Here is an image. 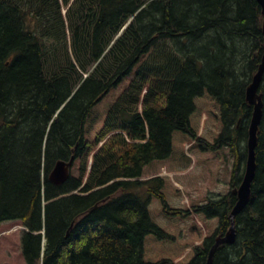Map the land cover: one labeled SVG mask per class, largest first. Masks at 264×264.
<instances>
[{"label": "trees", "instance_id": "16d2710c", "mask_svg": "<svg viewBox=\"0 0 264 264\" xmlns=\"http://www.w3.org/2000/svg\"><path fill=\"white\" fill-rule=\"evenodd\" d=\"M261 26L256 0H0V224L25 264H206L236 196L185 203L184 173L226 151L240 185ZM258 91L250 201L211 264H264Z\"/></svg>", "mask_w": 264, "mask_h": 264}, {"label": "rangeland", "instance_id": "374dc122", "mask_svg": "<svg viewBox=\"0 0 264 264\" xmlns=\"http://www.w3.org/2000/svg\"><path fill=\"white\" fill-rule=\"evenodd\" d=\"M257 70L258 66L256 71ZM238 73L240 74V71H238ZM252 77L253 75L251 76L250 82ZM105 104L106 102L101 106H105ZM209 131L210 130L206 129V132L203 133L207 134ZM246 147L247 145L244 143L245 153H247ZM192 153H195L193 156L194 159H192L190 168L184 173L186 181L185 186H182L185 203L189 202L192 198L200 199L209 194L211 198L225 196L226 193L230 191L232 192V190L236 188L234 187L232 189L231 186H228L233 159L226 151L224 153L221 152L219 158L214 157L212 154L202 157L197 156L198 154L196 155V152ZM152 175L153 174H150L149 172V174H145V178L143 179L150 178ZM169 175L173 180L174 177L171 174ZM177 204L179 205L180 202H177ZM23 231L24 227L18 221H8L0 224V264H25L20 244V238Z\"/></svg>", "mask_w": 264, "mask_h": 264}, {"label": "water", "instance_id": "95a60500", "mask_svg": "<svg viewBox=\"0 0 264 264\" xmlns=\"http://www.w3.org/2000/svg\"><path fill=\"white\" fill-rule=\"evenodd\" d=\"M256 1L260 6L261 19H262V34L264 39V0H256ZM263 68H264V60L262 65L259 67L258 72L254 75L252 82L247 88L246 102L253 107V114L249 128L248 155L245 166V172L239 188L234 190V194H236L237 197V203L233 207L229 215L231 219L230 228L228 229L224 237L216 238L215 243L213 244L210 250L209 258L206 264H211L212 255L219 245L234 243L235 241L234 218L236 215L242 212V210L246 207V205L250 201L251 184L256 169V160H255L256 157L255 147L257 142L256 134L260 124V119L262 117V107H263L261 94H258L257 90L260 84ZM71 165H72V159L69 160V162L67 163L63 161L57 162L49 176V180L54 184L64 183L66 179L69 177Z\"/></svg>", "mask_w": 264, "mask_h": 264}, {"label": "bare ground", "instance_id": "6f19581e", "mask_svg": "<svg viewBox=\"0 0 264 264\" xmlns=\"http://www.w3.org/2000/svg\"><path fill=\"white\" fill-rule=\"evenodd\" d=\"M119 1V0H118ZM124 1V0H123ZM257 2V1H256ZM114 4V3H113ZM131 4V3H130ZM119 5H120V3H119ZM142 5V4H141ZM111 6H112V4H111ZM133 7V6H132ZM260 7V6H259ZM129 8V7H128ZM109 9V8H108ZM116 9V8H115ZM114 9V10H115ZM254 9V8H253ZM117 10V9H116ZM129 10V9H128ZM251 10H252V8H251ZM120 11V10H119ZM253 12V11H252ZM247 13V12H246ZM252 14V13H251ZM255 14V13H254ZM260 14H261V12H260ZM244 17V16H243ZM249 20V19H248ZM247 20V21H248ZM262 20V19H261ZM246 23V22H245ZM257 23V22H256ZM128 25V24H127ZM126 25V26H127ZM255 25V24H254ZM243 30V29H242ZM255 30V29H254ZM261 31H262V26H261ZM249 32V31H248ZM259 32V31H258ZM260 34V33H259ZM254 36V35H253ZM262 36H263V34H262ZM252 37V36H251ZM257 37V36H256ZM254 41V40H253ZM153 43V42H152ZM254 47V46H253ZM259 47V46H258ZM164 50V49H163ZM162 50V51H163ZM232 50H233V48H232ZM256 52V51H255ZM262 52H263V55H262V59H261V63L259 64V66H258V70H259V67L262 65V63H263V60H264V39H263V44H262ZM166 54V53H165ZM167 55V54H166ZM253 55H255V54H253ZM164 56V55H163ZM169 56V55H168ZM182 59V58H181ZM160 60V59H159ZM176 60V59H175ZM183 60V59H182ZM194 61V60H193ZM165 62V61H164ZM188 62V61H187ZM161 63H163V62H161ZM167 65V64H166ZM186 66H188V65H186ZM244 67V66H243ZM188 69V68H187ZM258 70L254 73V75L258 72ZM254 75H253V77H254ZM263 75H264V68H263V72H262V76H261V80H260V84H261V81H262V78H263ZM253 77H252V79H253ZM251 82H252V80H251ZM250 82V83H251ZM250 83L248 84V86L250 85ZM260 84H259V87H260ZM248 86L246 87V91H245V101H246V93H247V88H248ZM215 87V86H214ZM224 87H226L225 85H224ZM231 87V86H230ZM259 87H258V89H259ZM215 89V88H214ZM263 90V89H262ZM226 91V90H225ZM232 91V90H231ZM229 93V92H228ZM232 93V92H231ZM257 93L258 94H261V97H262V93L261 92H259L258 90H257ZM209 96V95H208ZM263 98V97H262ZM247 103V102H246ZM248 104V103H247ZM249 105V104H248ZM262 111H263V107H262ZM252 114H253V107H252ZM235 115V114H234ZM262 115H263V112H262ZM263 117V116H262ZM262 117H261V119H260V122H261V120H262ZM251 119H252V115H251V118H250V122H249V127H248V137H247V139H246V145H247V147H246V149H247V153H246V161H247V155H248V140H249V128H250V124H251ZM260 125V124H259ZM258 129H259V127H258ZM258 133H259V130L257 131V134H256V138H257V142H258ZM257 142H256V147H257ZM256 147H255V150H256ZM73 151H74V149H73ZM72 159V163H73V155H71V158L69 159V160H71ZM69 160H67V161H65V160H60V161H63V162H69ZM59 162V161H58ZM54 168V167H53ZM53 170V169H52ZM52 172V171H51ZM51 172L49 173V176H50V174H51ZM244 172H245V170H244ZM49 176H48V179H49ZM243 176H244V174H243ZM68 179V178H67ZM66 179V180H67ZM242 179H243V177H242ZM242 179H241V181H242ZM50 181V180H49ZM51 182V181H50ZM53 183V182H52ZM13 184V183H12ZM54 184V183H53ZM63 184V183H62ZM4 185V184H3ZM11 185V184H10ZM55 185H61V184H55ZM12 186V185H11ZM240 186V185H239ZM239 186L238 187H236V188H234L233 190H232V193L234 194V190H236L237 188H239ZM7 187V186H6ZM9 187V186H8ZM11 188V187H10ZM233 188V187H232ZM7 191V190H6ZM17 191V190H16ZM8 193V192H7ZM11 193V192H10ZM8 195V194H7ZM13 195V194H12ZM235 196H236V194H234ZM14 196V195H13ZM236 203H237V197H236V202H235V204H234V206L236 205ZM32 205V204H31ZM233 206V207H234ZM28 207V206H27ZM233 209V208H232ZM26 211V210H25ZM231 220V219H230ZM231 222V221H230ZM43 232V231H42ZM42 232H39V233H41L42 235H43V233ZM227 233V232H226ZM224 237V236H223ZM222 245V244H221ZM220 246V245H219ZM212 248V247H211ZM218 248V247H217ZM217 248H216V250H217ZM211 250V249H210ZM215 250V251H216ZM214 251V252H215ZM209 254H210V251H209V253H208V257H207V261H208V258H209ZM213 255H214V253H213ZM212 255V256H213ZM207 261H206V263H207ZM211 261H212V259H211Z\"/></svg>", "mask_w": 264, "mask_h": 264}, {"label": "crops", "instance_id": "0c3cea01", "mask_svg": "<svg viewBox=\"0 0 264 264\" xmlns=\"http://www.w3.org/2000/svg\"><path fill=\"white\" fill-rule=\"evenodd\" d=\"M74 152H75V150L73 151V149H72L71 155H73V156H74Z\"/></svg>", "mask_w": 264, "mask_h": 264}]
</instances>
